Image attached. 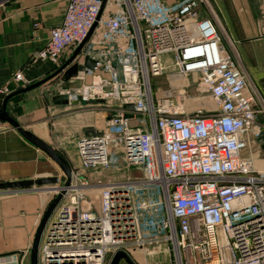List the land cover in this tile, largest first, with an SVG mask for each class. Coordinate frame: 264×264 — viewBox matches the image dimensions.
<instances>
[{"label": "built area", "instance_id": "1", "mask_svg": "<svg viewBox=\"0 0 264 264\" xmlns=\"http://www.w3.org/2000/svg\"><path fill=\"white\" fill-rule=\"evenodd\" d=\"M108 4L116 9L102 16ZM201 6L209 12L203 0H67L32 55L55 70L92 28L73 61L95 66L56 94L110 111L77 140L69 184L47 187L51 199L62 194L37 264H108L116 250L155 257L145 264H264V168L243 154L249 129L264 127V100ZM192 74L214 108H186ZM161 76L176 83L163 92L151 81ZM11 80L27 85L20 70ZM118 168L125 178L84 173Z\"/></svg>", "mask_w": 264, "mask_h": 264}, {"label": "crops", "instance_id": "2", "mask_svg": "<svg viewBox=\"0 0 264 264\" xmlns=\"http://www.w3.org/2000/svg\"><path fill=\"white\" fill-rule=\"evenodd\" d=\"M66 2L0 0V89L6 85L11 91L16 89L18 83L12 81L11 76L17 70L22 71L27 85L52 73L51 62L31 57L45 45L50 29L60 24ZM209 7L208 12L201 6L200 15L213 20L224 42L225 38L231 43L234 41L235 55L249 84L264 100V0H218ZM108 9L114 11L116 7L108 4L101 15ZM67 57L66 52L61 59L64 61ZM66 83L69 82L62 77H53L38 87L16 94L8 100L6 111L25 129L50 144L73 169L78 166L77 140L83 134L98 132L105 122L100 123L92 110L85 111L86 103L56 102V92L68 87ZM247 137L249 140V135ZM260 147L264 152L263 144ZM246 154L259 168L253 154ZM59 170L55 162L10 124L0 123V182L60 177ZM103 172L88 170L85 174L91 180L107 181L101 179ZM47 187L0 190V264H30L33 237L51 200ZM153 261L155 258H146V263ZM121 264L126 263L122 260Z\"/></svg>", "mask_w": 264, "mask_h": 264}, {"label": "water", "instance_id": "3", "mask_svg": "<svg viewBox=\"0 0 264 264\" xmlns=\"http://www.w3.org/2000/svg\"><path fill=\"white\" fill-rule=\"evenodd\" d=\"M91 31L92 28L89 30L85 38L75 47L71 56L65 62H63V64H61L58 68L53 70L52 73H50L48 76H46L41 80H37L33 83H30L24 87L15 89L8 94H3V93L0 94V123L7 122L8 124H10L11 127L16 129L27 141H29L34 146H36L41 151H43L53 162H55L59 166V168L63 172V175L60 177L45 176V177L28 178L21 180L1 181L0 190L29 187V186L51 185L59 181L64 182L65 185L69 184L71 178V167L67 159H65V157H63L59 152H57L50 144L37 137L30 130L25 129L19 122H17L13 117H11L6 111V104L12 96L26 92L35 87H38L60 73L62 74L64 80H68L72 77H75L78 72L85 70V68H93L95 66V62L88 57H84L82 64L73 61L74 57L80 52L82 46L87 41ZM54 99L56 100V102H62L64 104L68 103L65 94H55ZM129 106L132 107L131 104ZM61 194L62 193L57 194L51 200L46 210L44 211L42 218L38 223L29 251L30 264H37L38 246L40 242L41 233L50 215L52 214L53 210L59 203L61 199ZM120 260H124L126 264H135L131 259V257L123 250H116L115 252H113V254L111 255L108 261V264H119Z\"/></svg>", "mask_w": 264, "mask_h": 264}, {"label": "rangeland", "instance_id": "4", "mask_svg": "<svg viewBox=\"0 0 264 264\" xmlns=\"http://www.w3.org/2000/svg\"><path fill=\"white\" fill-rule=\"evenodd\" d=\"M167 3L170 4H174L175 2L178 1H182V0H165ZM205 2V4H209L208 6H211L215 3V1L218 0H203ZM210 10V7H209ZM224 36V35H223ZM225 37V36H224ZM225 44L235 53L236 48H235V43L234 41L231 43L229 40H227V38H225ZM57 80V79H56ZM189 80H190V85L186 88V101H185V105L186 108L188 110H193L195 108H207V109H212L213 106L211 104L210 98L206 93H202L200 91L197 90V86H196V77L195 75H189ZM59 81V79H58ZM152 81V85L153 87H157V88H161L163 90V92L167 91L172 85H174L176 83V80H172L169 79L166 76H161L158 78H154L151 80ZM56 82V81H55ZM177 82H179V80H177ZM60 82H58L59 84ZM76 84L75 82L72 83H66V85H74ZM65 85V86H66ZM84 110H92L96 116V118L99 117V122H105L107 119V116L110 114V111L106 110V108L102 107V106H84ZM98 114V115H96ZM130 124H139L138 120H131ZM102 127L100 128L99 131H101ZM260 130V131H259ZM98 131V132H99ZM256 131H259V133H256ZM248 135H249V145L243 150V154L247 155L246 153L251 152L253 154V157L257 160H255L257 162L258 167L262 168L264 166V152L261 150L260 145L263 142V136H264V127L257 129L256 126L254 125L252 128L249 129L248 131ZM61 175H63V172L61 171V169L59 170ZM88 172V170L84 171ZM127 172H124L123 169H114V170H105V172L102 173L101 179L103 180H109L115 177H121V178H125ZM49 186V185H46ZM35 187H40V186H35ZM52 200V199H51ZM50 200V202H51ZM49 202V203H50ZM95 206V204L93 205ZM151 216L150 212H147L146 214V218H149ZM130 256L131 259L133 260V262L135 264H145L146 263V258L141 257V256H137V257H133V255L131 254ZM155 258V257H153ZM161 259V258H160ZM122 262V260H120ZM165 260L164 264H168ZM121 262H119V264H121Z\"/></svg>", "mask_w": 264, "mask_h": 264}]
</instances>
